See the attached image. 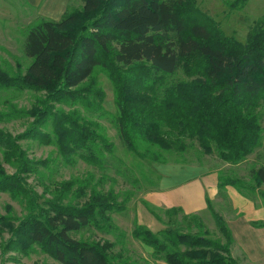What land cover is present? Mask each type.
Returning a JSON list of instances; mask_svg holds the SVG:
<instances>
[{
  "label": "trees",
  "instance_id": "obj_1",
  "mask_svg": "<svg viewBox=\"0 0 264 264\" xmlns=\"http://www.w3.org/2000/svg\"><path fill=\"white\" fill-rule=\"evenodd\" d=\"M81 1L80 11L57 22L40 18L28 26L23 54L32 62L12 77L0 69V87L41 96L27 111H0V123L28 117L31 123L21 138L54 146L67 165L82 160L102 167L104 155L112 152L94 114L111 118L127 151L141 159L165 162L157 154H183L196 142L202 154L215 153L236 165L260 147L264 19L239 42L202 13L196 0ZM247 1L226 4L241 9ZM97 70L112 85L115 112L109 117ZM5 164L15 173L9 175ZM40 167L47 169L48 161L29 160L15 138L0 129V195L16 197L21 191L30 206L18 225L10 216L0 220V233L11 236L6 249L29 253L38 248L59 264H138L121 258L115 263L108 242L71 236L91 226L113 227L108 214L124 211L125 200L111 189L98 190L89 179L72 178L58 184L65 195L42 208L21 177L41 175ZM250 176L264 186V166ZM227 184L235 185L220 179L221 187ZM212 217L226 247L204 236L193 216L157 233L137 224L132 236L152 249V259L166 264H236L229 257L230 230L220 216Z\"/></svg>",
  "mask_w": 264,
  "mask_h": 264
},
{
  "label": "rangeland",
  "instance_id": "obj_2",
  "mask_svg": "<svg viewBox=\"0 0 264 264\" xmlns=\"http://www.w3.org/2000/svg\"><path fill=\"white\" fill-rule=\"evenodd\" d=\"M57 1L49 0V11H45L48 4L33 7L26 0H0V69L10 77L18 72L23 74L32 62L23 54L24 38L29 25L40 18L57 22L63 14L78 12L82 8L81 0H66L60 5ZM227 2L231 3L233 0H196V5L220 26L226 36H233L237 41L244 42L249 28L257 20L264 19V0H248L241 9L228 8ZM95 74L105 93L103 111L109 117L115 112L112 85L100 70ZM40 96V93L27 89L0 87V111L9 113L15 110L14 114L21 110L27 111ZM79 109L83 115H87ZM259 113L261 145L236 165L219 160L215 153L202 154L196 142L191 143V147L183 154H157L165 162L138 158L127 151L110 122L111 118H99L98 114H94L92 119L101 125L113 146L112 152L104 155L102 167L82 160L74 165H67L60 159L54 146L33 138L22 139L23 131L31 123L24 115L9 122H1L0 129L15 138L16 144L29 160L48 161L47 169L39 168L41 175H21L28 195L30 190L38 195L36 201L40 207L46 208L49 201L64 196L65 191L60 193L58 184L72 178L89 179L91 184L97 185L98 190L105 192L111 189L119 195V201H126L124 211L108 214L113 227L106 229L103 226H91L71 235L76 240L100 245L108 242L111 246L108 254L115 259V263L121 258L138 264H166L152 259V249L133 238L134 227L138 224L157 233L177 222L181 223L183 216L198 218L204 236L226 247V236L216 227L212 217L214 213L225 221L230 230L232 242L228 246L229 257L236 264H263L264 186H258L250 176L252 170L264 166V105ZM192 166L209 174L205 176L196 169L179 171ZM5 169L9 175L15 173L7 164ZM212 175L216 176V195L212 198L210 195L201 196L205 179ZM220 179L235 185L221 187ZM161 186L162 190L159 189ZM19 195H0V220L10 216L14 224L18 225L27 218L30 209L28 200L21 191ZM171 209L181 210L168 215L167 212ZM10 237L7 233H0V264H59L38 248L29 253L6 249L5 244ZM252 255L261 257L256 256L252 262Z\"/></svg>",
  "mask_w": 264,
  "mask_h": 264
},
{
  "label": "crops",
  "instance_id": "obj_3",
  "mask_svg": "<svg viewBox=\"0 0 264 264\" xmlns=\"http://www.w3.org/2000/svg\"><path fill=\"white\" fill-rule=\"evenodd\" d=\"M27 1V3L30 5V6H33V7H38L39 6V4H48L47 6V9L45 10V11H49V0H26ZM65 1L66 0H58L57 1V3H58V5H60V4H64L65 3ZM187 168V167H186ZM186 168H181V170H179L180 172H182V171H185V172H188V171H186V170H189V171H192V170H198L199 172H203L204 174H205V176L207 175V174H209V173H206V171H204V170H202V169H200V168H197V167H195L194 168V166H192V167H188V169H186ZM190 168H193V169H190ZM215 179H216V176L215 175H212L211 177H209V178H207V179H205V181H204V184H203V187H202V189H201V196H206L207 197V195H210L209 197H214L215 195H216V181H215ZM163 188H164V185H163ZM162 188V186H161V188H159L160 190H162L163 189ZM206 202V201H205ZM179 207H181V208H183V209H185L184 208V206H179ZM187 208V207H186ZM229 229V228H228ZM253 257H252V262H254V258L256 257V256H258V257H261V255H252ZM262 256H264V255H262ZM261 261H264V259L263 260H261Z\"/></svg>",
  "mask_w": 264,
  "mask_h": 264
}]
</instances>
